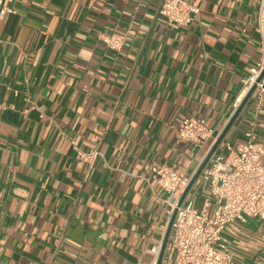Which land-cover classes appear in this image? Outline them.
I'll list each match as a JSON object with an SVG mask.
<instances>
[{"label": "crops", "instance_id": "obj_1", "mask_svg": "<svg viewBox=\"0 0 264 264\" xmlns=\"http://www.w3.org/2000/svg\"><path fill=\"white\" fill-rule=\"evenodd\" d=\"M14 0L0 22V264H151L172 208L144 177L160 162L194 174L206 150L178 143L187 118L223 133L263 57L252 0ZM126 36L115 51L103 42ZM13 108V109H12ZM247 106L214 154L237 147ZM264 145V109L257 115ZM99 151L95 163L80 153ZM213 154V155H214ZM207 166V165H206ZM197 204L209 191L200 176ZM236 264H264V222L225 234Z\"/></svg>", "mask_w": 264, "mask_h": 264}, {"label": "built area", "instance_id": "obj_2", "mask_svg": "<svg viewBox=\"0 0 264 264\" xmlns=\"http://www.w3.org/2000/svg\"><path fill=\"white\" fill-rule=\"evenodd\" d=\"M252 1L258 8L257 31L264 48V0ZM12 2L14 0H0V22L11 11L8 6ZM195 13L198 9L185 0H163L159 8L160 16L179 26L192 22ZM102 40L110 49L118 51L124 46L126 36L114 33ZM252 90L245 108H254L255 118L244 133L245 141L237 147L226 143L228 154H214L200 175L201 183L209 191L204 203L198 205L195 194L190 191L179 205L196 172L190 174L157 162L144 177L148 183L156 181L168 194L167 203L172 214L175 213L162 264H236L226 232L234 223L246 222L248 218L264 222V145L258 141L257 134V115L264 109V53L251 75L243 80L234 104L235 112ZM7 109L0 102V117ZM221 134L210 128L205 120L187 118L177 132V140L198 150L208 149V154ZM80 155L93 164L101 154L94 151ZM161 248L153 249L151 264L158 263Z\"/></svg>", "mask_w": 264, "mask_h": 264}, {"label": "water", "instance_id": "obj_3", "mask_svg": "<svg viewBox=\"0 0 264 264\" xmlns=\"http://www.w3.org/2000/svg\"><path fill=\"white\" fill-rule=\"evenodd\" d=\"M253 90L247 95V97L243 100V102L241 103V105L239 106V108L236 110V112L234 113V115L232 116V118L230 119L227 127L225 128V130L223 131V133L221 134V136L219 137V139L217 140L216 144L213 146V148L210 150V152L208 153V155L206 156L203 164L201 165V167L199 168V170L195 173L190 185L188 186L187 190L185 191V193L183 194L179 205H181L184 201V199L186 198V196L188 195V193L190 192L192 186L194 185V183L197 181V179L199 178V176L201 175L203 169L206 167V165L209 163L211 157L213 156L214 152L216 151V149L218 148L219 144L223 141L224 137L226 136V134L228 133V131L230 130V128L232 127V125L236 122L237 118L240 116V114L242 113L243 109L245 108L251 94H252ZM175 219V213L173 214L170 224L168 226V230L161 248V253L158 259V263L157 264H162L163 261V256H164V252L166 249V245L168 243L169 237H170V233H171V229H172V224L173 221Z\"/></svg>", "mask_w": 264, "mask_h": 264}]
</instances>
